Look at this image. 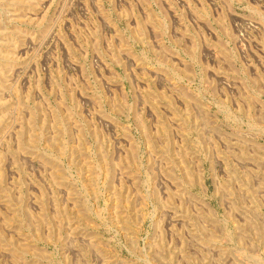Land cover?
I'll return each instance as SVG.
<instances>
[{"label": "rangeland", "instance_id": "obj_1", "mask_svg": "<svg viewBox=\"0 0 264 264\" xmlns=\"http://www.w3.org/2000/svg\"><path fill=\"white\" fill-rule=\"evenodd\" d=\"M0 264H264V0H0Z\"/></svg>", "mask_w": 264, "mask_h": 264}]
</instances>
